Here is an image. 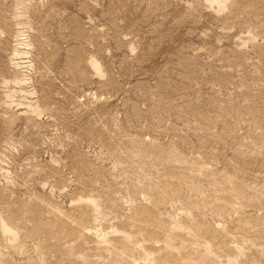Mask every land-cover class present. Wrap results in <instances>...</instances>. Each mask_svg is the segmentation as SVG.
Listing matches in <instances>:
<instances>
[{"label": "rangeland", "instance_id": "rangeland-1", "mask_svg": "<svg viewBox=\"0 0 264 264\" xmlns=\"http://www.w3.org/2000/svg\"><path fill=\"white\" fill-rule=\"evenodd\" d=\"M0 222V264H264V0H0Z\"/></svg>", "mask_w": 264, "mask_h": 264}, {"label": "bare ground", "instance_id": "bare-ground-1", "mask_svg": "<svg viewBox=\"0 0 264 264\" xmlns=\"http://www.w3.org/2000/svg\"><path fill=\"white\" fill-rule=\"evenodd\" d=\"M206 1L210 4V6L215 4L216 6L221 7V0H206ZM90 65L94 71H96L97 73L100 72V68L94 60H91ZM85 203H87L89 206H91L94 209L97 207V201L94 198L91 197L87 198L85 200ZM0 229L2 234L6 236L8 240H12V241L16 240L15 233L12 231L11 228L7 226V224H5L4 222H0Z\"/></svg>", "mask_w": 264, "mask_h": 264}]
</instances>
